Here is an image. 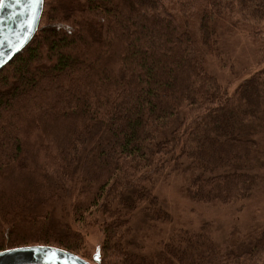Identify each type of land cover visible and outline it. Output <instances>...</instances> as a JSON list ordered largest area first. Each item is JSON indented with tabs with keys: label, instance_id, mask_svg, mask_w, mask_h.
Returning a JSON list of instances; mask_svg holds the SVG:
<instances>
[{
	"label": "trees",
	"instance_id": "16d2710c",
	"mask_svg": "<svg viewBox=\"0 0 264 264\" xmlns=\"http://www.w3.org/2000/svg\"><path fill=\"white\" fill-rule=\"evenodd\" d=\"M236 33L261 64L264 0H44L0 71V251L92 259L98 229L100 264H264V231L242 244L209 222L142 234L170 220L156 187L174 172L191 173L195 203L234 215L264 188V66L235 88L213 70Z\"/></svg>",
	"mask_w": 264,
	"mask_h": 264
},
{
	"label": "rangeland",
	"instance_id": "374dc122",
	"mask_svg": "<svg viewBox=\"0 0 264 264\" xmlns=\"http://www.w3.org/2000/svg\"><path fill=\"white\" fill-rule=\"evenodd\" d=\"M224 45L225 51L231 53V56L229 52L225 56L227 66L222 69L221 66L218 67L215 64L213 68L217 71L221 78L219 79L224 85L235 88L260 66H264V60L261 64L259 63L254 46L250 45L246 37L236 33V36L227 37ZM228 57L232 59L231 62ZM190 175L191 173L182 169V172H174L165 180L164 178L159 180L156 193L170 212L171 218L168 221H153V227L144 228L146 233L142 232V234H146L145 238H149L151 244L158 242L163 235L172 231L175 232L179 226L198 229L206 222L213 226L215 236L220 244H224L221 240L227 237L231 238L234 243L249 242L248 239L252 241L257 234L264 231V188L259 190V193L255 195L244 210L234 215L221 206H202L195 203L191 198L188 186ZM233 217H236L234 219L242 229L237 228V226H234L236 230L230 228ZM139 224L138 221L133 223L134 226H139ZM243 229L247 230L245 234L241 233ZM85 239L88 247L87 255L92 259L83 258L94 262V256L103 242V235L98 229H95Z\"/></svg>",
	"mask_w": 264,
	"mask_h": 264
},
{
	"label": "water",
	"instance_id": "95a60500",
	"mask_svg": "<svg viewBox=\"0 0 264 264\" xmlns=\"http://www.w3.org/2000/svg\"><path fill=\"white\" fill-rule=\"evenodd\" d=\"M44 9V0L29 5L6 0L0 8V71L19 55L36 35ZM99 251L94 262L78 254L51 245H28L0 251V264H100Z\"/></svg>",
	"mask_w": 264,
	"mask_h": 264
},
{
	"label": "snow or ice",
	"instance_id": "6c2138e0",
	"mask_svg": "<svg viewBox=\"0 0 264 264\" xmlns=\"http://www.w3.org/2000/svg\"><path fill=\"white\" fill-rule=\"evenodd\" d=\"M15 2L17 4H20L22 2V0H15ZM26 2L29 4V5H33V4H38L41 2V0H26ZM6 3V0H0V8H2Z\"/></svg>",
	"mask_w": 264,
	"mask_h": 264
}]
</instances>
